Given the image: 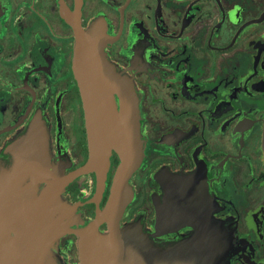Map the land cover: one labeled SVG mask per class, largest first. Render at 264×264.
<instances>
[{"label": "flooded vegetation", "instance_id": "obj_1", "mask_svg": "<svg viewBox=\"0 0 264 264\" xmlns=\"http://www.w3.org/2000/svg\"><path fill=\"white\" fill-rule=\"evenodd\" d=\"M76 27L92 33L137 98L144 157L130 178L134 197L121 227L139 221L161 248L193 235L194 219L158 231L156 202L165 196L160 174H200L216 264H264V0H0L5 171L16 170L13 146L36 119L62 172L90 156ZM119 162L113 150L100 208ZM96 183L95 172L83 174L62 192L71 205L85 203L72 229L95 218L98 206L87 201ZM78 243L74 233L60 238L54 251L61 264H81Z\"/></svg>", "mask_w": 264, "mask_h": 264}, {"label": "water", "instance_id": "obj_2", "mask_svg": "<svg viewBox=\"0 0 264 264\" xmlns=\"http://www.w3.org/2000/svg\"><path fill=\"white\" fill-rule=\"evenodd\" d=\"M76 31L75 65L84 97L90 156L72 173L62 172L50 158L40 119L14 144L16 170L0 166V264H61L54 248L70 233L79 237L81 264H216L218 240L206 234L202 210H207L208 198L200 174H160L165 196L163 203L156 202L158 231H175L194 219L197 231L193 235L161 248L139 221L121 227L134 197L130 178L144 157L137 98L126 79L106 61L92 33L81 27ZM115 93L121 98L120 109ZM113 150L120 162L107 202L100 208ZM91 172L96 173L97 183L87 202H95L98 208L87 226L75 230L70 227L72 220L85 203L71 205L62 192L76 177ZM43 180L46 185L39 190ZM103 224L108 226L107 233L100 231Z\"/></svg>", "mask_w": 264, "mask_h": 264}]
</instances>
